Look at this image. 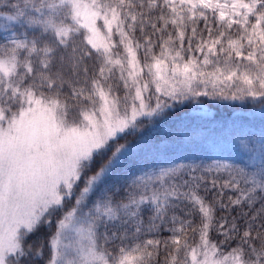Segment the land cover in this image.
I'll return each instance as SVG.
<instances>
[{"label": "snow or ice", "instance_id": "6c2138e0", "mask_svg": "<svg viewBox=\"0 0 264 264\" xmlns=\"http://www.w3.org/2000/svg\"><path fill=\"white\" fill-rule=\"evenodd\" d=\"M0 32V264H264V0H0ZM207 101L255 106L238 161L143 135Z\"/></svg>", "mask_w": 264, "mask_h": 264}, {"label": "trees", "instance_id": "16d2710c", "mask_svg": "<svg viewBox=\"0 0 264 264\" xmlns=\"http://www.w3.org/2000/svg\"><path fill=\"white\" fill-rule=\"evenodd\" d=\"M0 35H3L0 32ZM251 103L241 104L231 101H207L203 106L195 102L180 105L169 112V118L160 119L154 125L143 130L145 137L151 136L158 141H165L173 146L180 145L186 138H192L197 143H212L225 139L231 145L228 148L198 152L197 155L205 159H238L243 155L237 137L239 129L234 128L231 134L225 136V126L232 127L233 122L241 127H247L258 134L261 127L258 112L254 116ZM193 130L198 135H193ZM243 138V137H240ZM187 155V152H180ZM180 162V161H178ZM46 229H41L32 239L42 236Z\"/></svg>", "mask_w": 264, "mask_h": 264}]
</instances>
